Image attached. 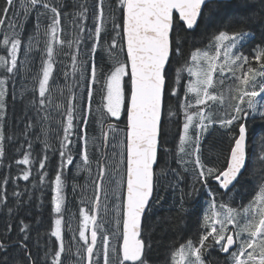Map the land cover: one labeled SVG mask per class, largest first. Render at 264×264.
Here are the masks:
<instances>
[{
    "label": "snow or ice",
    "instance_id": "1",
    "mask_svg": "<svg viewBox=\"0 0 264 264\" xmlns=\"http://www.w3.org/2000/svg\"><path fill=\"white\" fill-rule=\"evenodd\" d=\"M235 3L241 11L232 13L229 9L234 0H112L108 5L112 11L106 16L105 0H95L89 29L85 23L89 6L84 2L75 5L78 11L72 21L76 35L66 41L61 35L66 6L61 0L0 2V46L5 50L0 55V69L9 74L0 78V167L11 168L5 150V140L13 139L5 134L10 76L29 71L33 51L41 52L40 69L33 77V97L28 100L38 114L52 106L55 65L61 53L71 62L74 81L65 86L67 102L55 104L61 116L57 146L50 143L49 129L41 125L35 139L43 145V156L34 158L29 130L36 125L28 120L21 133L28 151L21 152L22 158H13L16 165L25 166L15 179L29 181L33 166L38 165V183L43 184L48 176V152L58 155L51 198V211L57 217L50 231L54 240L45 242L42 257L39 241L33 251L29 243L32 225L18 214L21 193L13 191L17 200L15 207L10 205L6 186L13 178L10 174L0 177V206L13 221H6L0 230V264H153L149 220L162 199L156 195L160 182L172 171L169 157L184 172L192 165L194 180L188 195L207 190L210 198L209 211L203 217L204 231L173 251L172 264H176L177 255L182 264H264V0ZM116 9L120 11L119 22ZM109 18L114 35L107 29ZM29 23L33 33L26 36ZM256 28L262 30L259 40ZM41 31L46 38L42 50L36 47ZM203 39L209 41L207 47H196ZM82 44L85 51L80 59ZM187 46L196 47L190 62L184 59ZM98 52L107 54L111 67L96 63ZM100 59L103 62L104 57ZM185 71L192 79L183 86ZM63 75L67 80L69 74ZM98 83L103 85V111L97 109L100 115L96 118L99 137L90 136L88 131ZM74 87L79 88L78 93ZM65 88L56 90L64 96ZM24 91H28L26 85ZM37 92L38 99L34 98ZM166 97H175L176 104L166 108ZM193 108L195 111H190ZM216 110L222 112L219 118ZM181 114L182 134L176 148L170 149L166 124ZM51 119L47 111L40 117L41 121ZM112 121H123V129ZM216 124L227 137L225 149L209 147L217 160L222 157L219 165L209 164L202 151L205 134ZM250 124L259 131L253 133ZM121 131L123 139L112 137L111 147L116 151L109 164L103 149L109 146L110 134ZM97 139L102 141L100 145ZM90 146L100 153L98 159L90 154ZM77 159L81 162L75 164L77 173H90L94 162L98 171L91 181V207L80 208L78 228L66 244L65 227L72 229L62 219L67 211L64 173L71 171L69 166ZM252 184L255 195L246 206L217 203V195H238V186ZM102 207L105 219H101ZM180 211H188L183 195ZM109 215L111 219H107ZM36 231L39 236V229Z\"/></svg>",
    "mask_w": 264,
    "mask_h": 264
},
{
    "label": "trees",
    "instance_id": "2",
    "mask_svg": "<svg viewBox=\"0 0 264 264\" xmlns=\"http://www.w3.org/2000/svg\"><path fill=\"white\" fill-rule=\"evenodd\" d=\"M2 2V0H0ZM55 2V0H54ZM61 2L66 6L65 16L62 21V26L64 28L62 38L67 40H71L76 35V29L73 27L72 16L78 11L75 5H79L80 3L87 2L89 6V19L85 22L89 29L92 28V20H91V9L95 0H61ZM109 4H112V0H105L106 6V16H109L112 9L108 7ZM113 4V8H114ZM230 12L236 13L241 11L236 6L235 0L233 7L229 9ZM115 16L117 17V22H119L120 11L118 9L115 10ZM107 29L109 33H112V21L109 18L107 20ZM256 39L259 40L261 36V29L256 28ZM33 33V25L29 23L27 26L26 36ZM114 35V33H112ZM87 35V32L85 33ZM3 38V30H0V40ZM39 43H37L36 47L38 49H44L45 37L43 36V32L39 36ZM25 45H27V39L24 40ZM90 43V41H88ZM110 43V41H109ZM209 41L207 39H203L199 41L196 47L205 49L208 45ZM196 47L187 46L185 48V56L184 59L190 62V55L192 51L196 50ZM75 50V48L73 49ZM84 45H81V53L80 59L84 58ZM64 52H67L65 48ZM247 53V49H245ZM5 54V50L2 46H0V55ZM40 55L41 52L33 51L32 53V63L28 65L29 71H21L18 75H12L9 78V97L7 104V116L5 120V134L6 136H12V140H5V150H6V163H11V168L8 167H0V177L10 174L12 176V180L6 186L7 187V199L10 205L15 207V201L17 198L13 195V191H18L21 193L20 200L22 201V205L18 210V214L20 217L25 218L26 222L32 225L31 236L32 239L29 243L32 245L33 251H36L37 241H39L40 246V257L43 256V247L45 242L54 240L50 236V231L53 223V212L51 211V198L53 196L52 192V181H54L55 172L58 170L59 157L53 151L48 152L49 160L47 162V172L48 176L45 178L43 184H39V175H38V165L33 166L32 176L29 181H23L22 179H15V177L19 174V169L24 168L23 165H16L13 158L19 159L22 158L21 152L28 151L27 144L24 142V138L21 135L23 132L25 125L28 120H32L36 125L35 128L30 129V138L33 140V157L41 158L43 156V152L41 149L43 145L35 139V136L39 135V129L41 125L49 129L50 143L55 147L58 144L56 139L57 132H59V123L58 121L61 119L59 112L55 108V104L58 103H66L65 97L68 95L67 90L65 88L66 85H73V77L71 75V62L67 55L61 53L58 56V62L55 65L56 71L54 72V78L56 80V84L53 87V95H52V106L47 108L46 110H42L39 114L35 109L31 108L28 104L29 98L33 97V93L31 91L35 81L33 77L40 69ZM101 55L104 57L103 62H101ZM123 59V56H121ZM24 57L23 53L20 56V61L23 62ZM96 63L101 67H111L110 63L107 60L106 53L98 52L96 57ZM67 72L69 75L67 80L65 79L63 73ZM5 75H9L0 69V78ZM192 79L188 76L187 71L183 73V79L181 84L186 86L189 80ZM230 83V81H228ZM27 86L28 91H24V86ZM102 83H98L94 86V96L92 101V118L90 119V124L88 127L89 135H95L99 137V126L96 123V118L100 115L97 112V109H102ZM57 88H65L64 96H61L59 92L56 90ZM24 91V98H20L21 92ZM73 91L78 93L79 88L74 87ZM183 91V89H182ZM15 95L16 99L13 100L12 97ZM38 99V92L35 97ZM183 99V95L181 96ZM176 98L175 97H166V108L169 105H175ZM215 109L216 106L213 105ZM45 111H47L52 119L50 121H41L40 117L44 115ZM190 111H195V109H190ZM222 115V112L219 110L215 111V116L219 118ZM165 121H168L167 115L164 117ZM113 123L119 124L120 129H123L124 123L123 121H112ZM182 125H183V115L181 114L179 118L173 117L170 122L166 124V138H167V146L170 149H175L179 143V135L182 134ZM107 127V123H105V128ZM250 129L253 133L259 131L258 126L250 124ZM224 129L220 128L218 124L213 125L208 133L205 134L202 151L204 154L205 160L209 164H222V157L220 160H217L214 152H209V147L211 145L216 146V151H220L227 147V137L223 135ZM116 136V140L123 139V132L121 131L119 135L110 134L109 136V146L104 150L109 157V164H112L111 160L112 153L116 151L111 147L112 137ZM102 141L97 139V145H100ZM24 144V148L21 149L20 145ZM90 154L93 155L94 160L98 159L100 153L96 150L95 147L90 146L89 148ZM36 153H40V156L37 157ZM81 163L78 159L74 162V165L69 166L71 171L69 172L67 169L65 170L64 176L66 178V208L67 211L63 215V220L65 225H71V228L77 226L79 223V210L84 207L88 209L91 207V201L94 196V185L91 183L93 179L96 178L97 175V165L94 162L91 166L90 173L87 171H80L77 173L75 164ZM169 164L171 168V172L169 177L161 180L159 189L156 193L158 197H162L159 203L156 205L155 212L152 215L149 223L152 225L149 235L151 237L152 243V251L150 254V259L153 264H172L171 256L174 250H177L179 246L186 242L188 239L195 240L197 238L198 233H202L204 231V215L209 211V197L207 195V190H201L198 194L194 196L188 195V193L192 192V184L194 180V175L191 172L192 165H188L187 167L190 169L189 172H184L181 165L177 164L172 157H169ZM110 168V172H111ZM108 177H106V186H107ZM212 186L215 187V182H211ZM33 185H36L33 187ZM75 187V190L73 188ZM197 188H200V185H196ZM255 184L247 185L244 187H237L235 190L236 194H229L227 196L217 195L216 200L217 203L220 201H229L234 207L238 206L239 208L244 205L246 206L248 202L254 197L255 192L253 189L255 188ZM183 195V204L184 208L188 211L186 213L180 211L181 205V197ZM84 201L82 204L81 201ZM103 194L101 195V202L103 206ZM101 219H105L103 213V207L101 210ZM107 219H111V215L107 217ZM13 222L9 220L7 210L0 206V230H2L5 222ZM109 227H111L109 225ZM37 229H39V236H37ZM66 240L67 244L72 235H70V231L67 226L65 227ZM115 243V241H113ZM181 257L177 255L176 264H182Z\"/></svg>",
    "mask_w": 264,
    "mask_h": 264
},
{
    "label": "rangeland",
    "instance_id": "3",
    "mask_svg": "<svg viewBox=\"0 0 264 264\" xmlns=\"http://www.w3.org/2000/svg\"><path fill=\"white\" fill-rule=\"evenodd\" d=\"M236 207V206H235ZM237 208H239V207H237ZM53 219L55 220L57 217H56V214L55 213H53ZM80 218V217H79ZM63 219V218H62ZM78 228V225L77 226H74V227H72L71 229H72V231H70V235H73V233L76 231V229ZM181 261V260H180Z\"/></svg>",
    "mask_w": 264,
    "mask_h": 264
}]
</instances>
